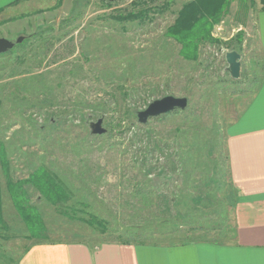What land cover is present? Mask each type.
<instances>
[{
    "label": "rangeland",
    "instance_id": "374dc122",
    "mask_svg": "<svg viewBox=\"0 0 264 264\" xmlns=\"http://www.w3.org/2000/svg\"><path fill=\"white\" fill-rule=\"evenodd\" d=\"M194 1L29 0L0 19V39L24 37L0 55V170L3 154L8 163L0 172L8 226L0 227V264H17L42 242L127 239L126 232L158 215L147 199L155 195L148 191L160 187L149 186L167 182L176 188L182 229L216 230L211 233L221 240H233L237 192L227 139L244 97L261 79V0H230L218 22L210 17V37L188 59L185 52H194L184 36L178 40L168 31ZM119 14L137 18H111ZM232 51L241 56L238 80L227 72L226 54ZM166 96L187 98V109L140 124L138 112ZM101 119L106 133L93 135L91 124ZM157 146L165 153H192L193 160L184 171L162 173L169 161L158 157L151 175L139 173L140 150L151 153ZM38 170L52 173L69 200L52 205L26 184ZM10 180L24 183L23 199L36 207L41 228L30 232L23 222L7 190ZM140 182L148 185L137 187ZM92 217L107 222L106 235L82 222ZM181 236L154 240L168 244Z\"/></svg>",
    "mask_w": 264,
    "mask_h": 264
},
{
    "label": "crops",
    "instance_id": "0c3cea01",
    "mask_svg": "<svg viewBox=\"0 0 264 264\" xmlns=\"http://www.w3.org/2000/svg\"><path fill=\"white\" fill-rule=\"evenodd\" d=\"M29 0H0V19ZM263 7L261 3V8ZM257 35L261 79L244 97L229 128L227 151L232 182L238 192L234 207L235 239L225 244L190 243L99 246L84 242L31 245L17 264H264V11L258 13ZM2 39V38H1ZM6 39V38H4Z\"/></svg>",
    "mask_w": 264,
    "mask_h": 264
},
{
    "label": "trees",
    "instance_id": "16d2710c",
    "mask_svg": "<svg viewBox=\"0 0 264 264\" xmlns=\"http://www.w3.org/2000/svg\"><path fill=\"white\" fill-rule=\"evenodd\" d=\"M230 0H196L192 3H189L185 6H183V9L180 12V15L178 17V21L172 28L169 29V36L170 37H176V39L179 40L183 38V44L191 49V52H194V54L186 53V58L191 59L195 57L196 51L198 49V43L203 38H209L210 37V30L212 28V24L219 21V19L216 20L218 15L220 16L224 9L229 5ZM261 3L263 5L262 11H264V0H261ZM210 17L214 20L213 23L210 22ZM112 19L115 20H125V19H136L137 16L134 14H128L126 17L119 14L115 16H111ZM209 25V29L206 27ZM185 33V34H184ZM183 35V36H182ZM181 41V40H180ZM196 58V57H195ZM180 111H176L173 113H179ZM155 152H149L145 149L140 150V156L138 157V160L140 161V167L143 169H140L139 173L142 174V172L145 171V175H151L153 171H155V167L151 165V161H154L158 163L157 158H165L167 157L168 163L166 165H162V173L168 172L174 173L178 168L183 167V171L187 169V164H189L193 160L192 153L186 155L178 153H172V152H164V148L161 149L157 146L154 149ZM156 152H159L161 156L155 155ZM228 155V154H227ZM6 157L3 154L2 156V170H5L8 167V163L5 161ZM138 161V162H139ZM149 164V166H147ZM185 163V164H184ZM229 167V173H230V164H229V156H228V164ZM5 168V169H4ZM0 170V172L2 171ZM190 172V170H188ZM147 177V176H146ZM189 177V176H188ZM55 178V176L50 173L48 170H38L36 171L32 177L27 180L26 184H32L41 194V197H45L46 200H49V202L52 205L58 206L59 204L65 203L67 200H69V195L67 192L60 186ZM25 184V185H26ZM171 184V185H170ZM164 183L163 185H151L149 187H153L154 191L157 190L158 186L159 191L149 192L148 194H155L153 198H150L148 196L147 202L151 203L152 205H156V212L157 216H155V219L153 222H151L149 225H138L137 230H134L133 232H126L128 234L127 239H124L122 235H120L118 239V243L122 244H134V245H161L162 243H159V241L154 240L155 238L159 239H167L174 237L175 235L181 234L183 236L180 237L179 240L173 241L172 243L169 242L168 244H190V243H200V242H207V243H215V244H225L233 241L235 239V236L233 240L231 241H223L220 238L217 233L213 235L211 232L216 230H205V229H182L181 228V222L179 218V212L175 209L178 207V198L173 192L176 188L173 183ZM137 187H143L144 185H148V182H140L136 184ZM24 183L19 181H7V190L9 194L11 195L13 199L14 206L16 210L18 211V214L22 218L23 222H26L28 225L30 232L31 229H39V226L41 228V220L40 216L36 214V207L31 206L27 200H24V195L26 194L25 188L23 187ZM235 188V187H234ZM172 189V190H171ZM172 191L170 194L172 195L169 197L166 192ZM236 190V188H235ZM2 184L0 179V227L3 230H7L8 226L5 223L4 220V214H3V200L2 198ZM237 192V190H236ZM143 193V192H142ZM145 195H148L144 192ZM236 202L234 204V207L237 203L238 199V192L236 195ZM150 198V199H149ZM25 203L27 205H25ZM158 203V206H157ZM233 207V208H234ZM153 209L151 206L150 209ZM169 210L173 212H168ZM164 211V212H163ZM166 212V215H165ZM179 215V216H178ZM151 217V216H150ZM175 218L176 220H171ZM83 220V219H82ZM89 225V227H98L101 231L100 233L102 235H106L108 232L107 228V222L106 221H100L96 217H92L91 220L82 221ZM163 226H172L173 230H161L160 228ZM157 227V228H155ZM36 237L39 234H33ZM161 241V240H160ZM103 242V243H109ZM111 242H117V241H111ZM103 243H98L96 246H99Z\"/></svg>",
    "mask_w": 264,
    "mask_h": 264
},
{
    "label": "water",
    "instance_id": "95a60500",
    "mask_svg": "<svg viewBox=\"0 0 264 264\" xmlns=\"http://www.w3.org/2000/svg\"><path fill=\"white\" fill-rule=\"evenodd\" d=\"M24 37H20L16 41L8 39H0V55L11 51L17 44H21ZM226 62L228 64L227 72L234 80L240 79L241 76V56L239 53L232 51L226 54ZM188 107L187 98H176L173 96H166L152 102L144 111L138 112L137 117L140 124L145 125L151 119L159 118L163 115L173 113L176 111H185ZM93 135H103L106 130L103 128V120L91 124Z\"/></svg>",
    "mask_w": 264,
    "mask_h": 264
}]
</instances>
